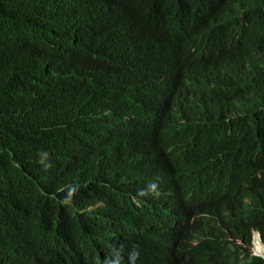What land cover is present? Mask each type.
Segmentation results:
<instances>
[{
  "label": "trees",
  "instance_id": "16d2710c",
  "mask_svg": "<svg viewBox=\"0 0 264 264\" xmlns=\"http://www.w3.org/2000/svg\"><path fill=\"white\" fill-rule=\"evenodd\" d=\"M254 227L264 0H0V264H264Z\"/></svg>",
  "mask_w": 264,
  "mask_h": 264
},
{
  "label": "clouds",
  "instance_id": "9594fccd",
  "mask_svg": "<svg viewBox=\"0 0 264 264\" xmlns=\"http://www.w3.org/2000/svg\"><path fill=\"white\" fill-rule=\"evenodd\" d=\"M260 135L256 136V137H259ZM263 141V140H262ZM207 209L209 210H203V213L201 214H198L196 216H194L191 220V222H194L197 218H199L200 220V223L199 225L200 226H205L207 222H218V226L221 227V218L223 217H220V219H217L216 216L218 215L216 212L215 209H213L211 211V209L209 208V206H205ZM184 210V213L186 214L187 211L191 212V211H196L192 208V205H187L183 208ZM185 216V215H184ZM184 216H180L179 219L177 220V222L181 221L183 219ZM221 229L223 231H225V227H221ZM226 233V231H225ZM225 236H222V239L225 240ZM239 242V241H238ZM241 242V241H240ZM252 243H253V246L251 245V251H252V254L254 256H258V257H262L264 258V250L260 251L259 248L260 246L259 245H262L263 249H264V236H263V233L261 232V230L257 229L256 227H254L252 229ZM249 251V252H251ZM248 252V253H249ZM167 256L170 255V253L167 251L166 252ZM170 257V256H169ZM116 264H118V262H116Z\"/></svg>",
  "mask_w": 264,
  "mask_h": 264
},
{
  "label": "bare ground",
  "instance_id": "6f19581e",
  "mask_svg": "<svg viewBox=\"0 0 264 264\" xmlns=\"http://www.w3.org/2000/svg\"><path fill=\"white\" fill-rule=\"evenodd\" d=\"M216 12H217V10H216ZM220 12H221V10H220ZM214 13H215V11H214ZM221 13H222V12H221ZM215 14H217V13H215ZM40 39H41V38H40ZM162 74H164V73H162ZM161 103H162V101H161ZM259 246H260V248H259L260 251L264 250L263 247H262V245H259ZM188 247H189V246H188ZM190 248H191V247H190ZM177 252H178V251H176V253H177Z\"/></svg>",
  "mask_w": 264,
  "mask_h": 264
}]
</instances>
